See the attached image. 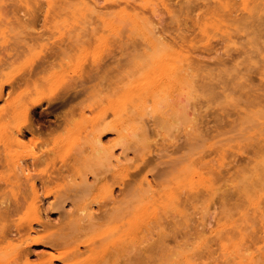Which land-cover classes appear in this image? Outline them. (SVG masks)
<instances>
[{
	"label": "rangeland",
	"instance_id": "obj_1",
	"mask_svg": "<svg viewBox=\"0 0 264 264\" xmlns=\"http://www.w3.org/2000/svg\"><path fill=\"white\" fill-rule=\"evenodd\" d=\"M241 1L53 0L50 9L47 0H0V234L17 237L16 229L30 225L36 235L63 229L95 243L91 260L117 253L113 264H252L251 257L264 264V220L251 210L257 203L264 211V130L253 131L264 127V69L255 70L264 66V0H249L250 13ZM103 5L104 22L93 12ZM149 21H161L157 30L177 49L174 59L186 50L197 66L192 93L176 90L183 84L170 89L168 78L161 97V74L144 39ZM82 81L75 94L71 86ZM240 83L249 86L242 91L248 102L234 87ZM173 159L179 168L192 161L201 175L175 171L158 187L154 175ZM83 180L90 186L82 191ZM148 182L157 201L137 216L135 243L123 242L120 222L103 211ZM83 206L95 226L77 233L91 223ZM38 247L33 264L49 252Z\"/></svg>",
	"mask_w": 264,
	"mask_h": 264
},
{
	"label": "bare ground",
	"instance_id": "obj_2",
	"mask_svg": "<svg viewBox=\"0 0 264 264\" xmlns=\"http://www.w3.org/2000/svg\"><path fill=\"white\" fill-rule=\"evenodd\" d=\"M17 1H19V2H23L24 0H17ZM26 2V1H25ZM242 2V8H243V10H245V12H249L250 13V11H251V9L249 8V0H242L241 1ZM24 3V2H23ZM131 3H134V1L133 2H131ZM47 6L50 8V9H53L54 8V3H53V0H47ZM164 7L166 8V5L164 4ZM106 9H108V6H105V5H103V7H101V9H98V10H96V11H93V12H95L96 13V16H99L100 17V19L104 22V18H103V15L106 13ZM153 8H151V10H152ZM210 10V7L208 6V8H207V11H209ZM154 13V15L156 16L157 14H159V12L157 13L155 10H152ZM159 16V15H158ZM157 17V16H156ZM261 18V17H260ZM150 22V21H149ZM159 22V21H158ZM161 22V21H160ZM158 23L157 25L159 26V24H161V23ZM147 23H148V21H147ZM136 25L137 26H139L140 24L139 23H137L136 22ZM156 24H154V22H150L149 24H147V29L149 28V30H148V32L147 33H145L144 34V39L146 40V44H148V46H149V48H150V50H151V53L149 54V55H153L155 58H156V65L158 66L157 67V70L159 69V73L161 74V76H160V78H159V80L157 81L156 80V83L155 84H157V85H155V86H158L157 87V89H159L160 90V93H161V90L163 89L164 90V88L166 89V87L168 86V78H170V81H171V79H174V80H172L171 82L169 81V84L171 83V88L170 89H173L174 90V88H175V84H177V86L178 85H182L183 84V86L185 85V87L183 88H179V86L177 87V89L176 90H178L179 91V93L181 94V93H183L184 91L186 92L187 91V94L190 92V93H192L191 92V90L194 88V83H195V80H194V78L196 77V74H195V72L194 71H196L198 68H197V66L192 62V60H191V57L190 56H188V51H186L184 48H185V46L183 45V43L185 42V41H183L182 39L183 38H180V40H181V43H180V48L181 49H179L181 52H184V50H185V52H186V54H184V55H181V53L180 52H178V53H180V55L179 56H177L178 57V60H176L177 59V57L174 59L173 58V56L176 54H172V53H174V50L173 49H175V48H173L172 46H171V44L165 39V37L164 36H162L160 33H159V31L157 30V25L155 26ZM151 26V27H150ZM220 29V28H219ZM225 29V30H224ZM223 29V34L225 35V37L226 38H228L229 40L231 39V38H229V36H231L230 34L231 33H229V31L228 30H226V28H224ZM157 30V31H156ZM202 30V29H201ZM218 30V29H217ZM221 30H219V32H220ZM203 32H204V29H203ZM222 32H220V34H222ZM205 33V32H204ZM222 34V35H223ZM77 35V34H76ZM225 37H224V39H225ZM75 38H76V40H74L75 42L77 41V43H80V42H82L81 41V38L80 37H78V36H75ZM88 38V37H87ZM90 38H88L87 40H89ZM227 39V40H228ZM87 40H83V42H87ZM16 47V46H15ZM14 49V48H13ZM177 51V49H175V52ZM177 53V54H178ZM171 54H172V57H171ZM181 56V58H179ZM172 58V59H171ZM171 60V61H170ZM177 61V62H174V61ZM173 61V62H172ZM3 61L0 59V63H2ZM238 64V63H237ZM236 64V65H237ZM38 68L39 67H43V64L41 63V64H38V66H37ZM250 68H251V66H250ZM251 69H253V68H251ZM251 69H248V66H247V68H246V72H252L251 71ZM264 69V66H262V67H258L257 69H255L257 72L259 71V72H261L262 70ZM240 72V71H239ZM262 74V73H261ZM245 77V75H241L239 78H238V80L239 79H243ZM158 79V78H157ZM164 79H166L167 80V83L164 81ZM250 79V78H249ZM174 81V82H173ZM245 81H247V78L245 79ZM83 81L81 82V83H79V84H75L74 86H71V87H73V89L75 90V94H78V90H77V88H78V86L79 87H82L83 86ZM167 85V86H166ZM172 86H174V88H172ZM186 86H187V88H186ZM236 86H238L239 87V90H240V93H239V90H238V93L240 94V96H242L243 97V99L246 101V102H248L249 100V96H248V92L246 91V92H242V91H244L245 89H247L249 86L248 85H245L244 83H240V84H235L234 85V87H236ZM168 87H170V85L168 86ZM161 88V89H160ZM186 88V89H185ZM190 88H192V89H190ZM180 89V90H179ZM181 89H183V90H181ZM187 89H190V90H187ZM238 89V88H237ZM159 90H154V91H156L155 92V94L158 92V94L157 95H159V96H161V94H159ZM163 90H162V92H163ZM173 90L170 92V90H169V92L170 93H172L173 92ZM154 91L152 92L153 94H154ZM175 91V90H174ZM181 91H183V92H181ZM193 91V90H192ZM197 91V90H196ZM185 92L183 93V94H185ZM233 92H235V91H233ZM164 93V92H163ZM166 93V92H165ZM170 93H167L168 95L170 94ZM238 94V95H239ZM163 95L164 94H162V98H163ZM2 96V94H1V91H0V97ZM151 96H153V95H151ZM165 96V95H164ZM240 96H238V98L240 97ZM245 96V97H244ZM227 97V96H226ZM258 97V96H257ZM256 98V97H255ZM243 102V101H242ZM241 102V103H242ZM240 103V104H241ZM244 103V102H243ZM34 104H36V103H34ZM154 109H156V108H154ZM157 110V109H156ZM156 110H152L153 112L155 111L156 112ZM158 111V110H157ZM260 125V127H257L256 126V129H254L253 131H254V133H255V130H257V128L259 129L258 131H259V133H260V131L261 130H264V127L261 125V124H259ZM262 127H263V129H262ZM261 129V130H260ZM198 130V129H197ZM196 130V131H197ZM248 131H250V130H248ZM248 131L246 132V134L248 135L249 134V136L250 137H253L254 136V133L252 132L251 134L253 135V136H251V134L250 133H248ZM258 131L256 132V133H258ZM198 132H199V130H198ZM218 133L220 132V131H217ZM251 132V131H250ZM196 133V132H195ZM194 133V134H195ZM217 133V134H218ZM256 133H255V135H256ZM258 133V135L260 136L261 134H262V131H261V133L259 134ZM192 135L191 134V139L192 140H195V139H197L196 137H199V136H197L198 135V133L196 134V135ZM200 134H202V133H200ZM193 136V137H192ZM244 137H245V135H243ZM249 136H246V138L249 140L250 139V137ZM255 137V136H254ZM257 137V136H256ZM244 139V138H243ZM247 139H245V140H247ZM120 158V157H119ZM119 158H114L115 159V161L118 163V162H120V160H121V158L119 159ZM181 162L182 161H180V160H178V159H173V160H170V161H168V162H166L165 163V169L164 170H161V171H158L155 175H154V177L156 178V180H157V183L156 184H158V187H160L161 185H162V183L165 181V178L168 176V175H170V174H172V173H174L175 171L176 172H178V171H181V170H186V169H189L195 176H200L201 174H200V172H198V170H196V168H194V166H193V162L191 161L190 162V166L191 167H181V168H179V164H181ZM24 171V170H23ZM255 176L254 177H256L257 178V181H258V183H259V180H260V177L258 176V174H254ZM154 178V179H155ZM252 182H253V180H251ZM250 181V182H251ZM255 181V180H254ZM256 181V182H257ZM208 182H210V181H208ZM81 184V186H79V190H82L83 188H81L82 186H84L85 187V189L87 188H89V184L85 181V180H83L82 182H80ZM121 184H122V182H121ZM247 184V183H246ZM252 186L254 185V182H253V184H251ZM119 186H121L120 185V183H119ZM204 186V185H203ZM245 186H248V184L247 185H245ZM242 187V188H244L245 190L246 189H248L249 190V188L247 187ZM194 187V186H193ZM250 187V186H249ZM129 188V187H128ZM131 188V187H130ZM205 188L207 189V190H212V188H213V186H212V184H208V186H205ZM132 189V188H131ZM142 190H138L139 192H132V195L131 194H129V196L128 197H126V195H123L122 197L124 198V200H122V201H124V202H122L121 201V203L120 202H118L116 199L115 200H111L110 202H112V207H111V209H110V211H107L106 209H105V211H103V217H105V216H108V218L107 219H109V217L110 218H113L114 220L116 219V220H118L119 222H120V224H121V227L119 228V230H118V233L116 234V235H118V239H120L121 237H122V240H123V237L125 236V237H128V240H129V237H130V239H131V236H136L137 235V229H138V226H137V224H136V222H137V216L139 215V213L141 212V211H143V212H145V210L147 209V207L148 206H151V205H153V204H155L156 203V201H157V199H156V197L154 196V194H151L154 190H155V188L154 187H152L151 186V184L148 182L147 183V186L146 187H144V189L143 188H141ZM190 189H193V188H190ZM129 190V189H128ZM128 190L126 191V193H127V195H128ZM132 190H134V189H132ZM214 190V189H213ZM77 191V190H76ZM83 191V190H82ZM123 191V190H122ZM247 191V190H246ZM33 192H34V194L36 195V189L34 188V190H33ZM207 192V191H206ZM213 192V191H212ZM78 193V192H77ZM119 193V192H118ZM123 194H124V192H122ZM130 193V192H129ZM198 193V192H197ZM208 193V192H207ZM244 193H246V192H244ZM75 194H76V192H75ZM112 194V193H111ZM142 194V195H141ZM209 194V193H208ZM213 194L214 193H212L211 194V196H213ZM243 194V193H242ZM74 195V194H73ZM131 195V196H130ZM63 196H65V195H63ZM63 196H59V197H61V198H63ZM111 196V195H110ZM109 196V197H110ZM244 196V198H245V196H248L247 195V193H246V195H242L241 197H243ZM35 197V196H34ZM37 197V196H36ZM72 197V196H71ZM77 197V196H76ZM131 197V198H130ZM138 197V198H137ZM61 198H58V199H60V202H61ZM65 201L67 200V196H65ZM69 198H70V196H69ZM68 198V199H69ZM110 198H113L112 196L110 197ZM122 198V199H123ZM130 198V200H128V201H126L127 199H129ZM173 196H171V200L173 201L174 199H176V198H174ZM247 198V197H246ZM245 198V200L247 201V199ZM37 199H39V198H37ZM120 199V198H119ZM118 199V200H119ZM126 199V200H125ZM139 201H143V202H145L143 205H145L144 207H142L141 209L137 206L138 205V200ZM249 202L251 201L250 200V196H249ZM259 200V199H258ZM258 200H256V201H258ZM33 201H35V198H33ZM64 200L62 199V202H63ZM120 201V200H119ZM138 201V202H137ZM58 202H59V200H58ZM57 202V204H59ZM61 202V203H62ZM109 202V203H110ZM120 205H119V204ZM135 203H137V204H135ZM254 203V202H253ZM252 203V201L250 202V205L251 204H253ZM249 204V203H248ZM259 204L260 205H264V204H261L260 203V201H259ZM19 205H20V202L19 201H16V203H15V205L12 207V210L13 211H16L18 208H19ZM102 205V204H101ZM105 205L106 204H104V206L102 205V207L104 208L105 207ZM39 206H41V205H39ZM254 206H255V208H251V210L253 211L254 210V214L256 213L255 212V210L257 211H259V212H257L256 213V215L258 216L259 215V217H258V219H260V220H264V211L262 210H260L261 208L259 207V206H257V203H255L254 204ZM42 207V206H41ZM251 207H253V205L251 206ZM264 207V206H263ZM88 208V207H87ZM109 208V207H108ZM172 208L177 212H180L178 209H177V207H173L172 206ZM7 209H9L8 207H7ZM36 209V208H35ZM40 209V208H39ZM47 209H49V208H47ZM46 208H45V210H44V214L46 215V213L45 212H47L48 210H47ZM89 209L90 208H88V211H87V209L86 208H84V206L79 210L80 212H85L86 211V214H85V218H87V220H89V221H91V223H89V225H87L86 227L85 226H82V225H78V227H77V233H81V232H83V233H85L87 230H88V228H90L91 226H95V224H93V222L95 221V218H94V216L92 215V213L91 212H89ZM166 208H164V210H165ZM91 210V209H90ZM100 210V209H99ZM42 211H43V209H42ZM92 211V210H91ZM4 212V211H3ZM5 212H7V210L5 211ZM39 212H40V210H39ZM48 213V212H47ZM259 213V214H258ZM5 213H3V215H4ZM101 214H102V210H101ZM41 215H42V212H41ZM44 215V216H45ZM48 215V214H47ZM46 215V217H48ZM96 215V214H95ZM36 216V214H34V217ZM257 216H255L256 218H257ZM255 217H253V218H255ZM97 218V217H96ZM100 218V217H99ZM98 218V219H99ZM157 220H158V218L157 217H155ZM255 218V219H256ZM38 219H41V216H40V214L38 213ZM47 219V218H46ZM97 219V220H98ZM155 219V220H156ZM259 220V221H260ZM37 221V220H36ZM39 222V223H38ZM37 223H38V225L41 227H43V223L41 222V221H38ZM48 222V221H47ZM264 223V222H263ZM262 223V225L264 226V224ZM261 225V226H262ZM41 227V228H42ZM44 228H47L46 226H44ZM43 228V229H44ZM263 228V227H262ZM58 229L59 228H57V230L55 229V230H53L51 233H47V234H43V235H39V234H37L36 235V229L34 230L33 229V226H31L30 225V227H29V229H27V231L26 232H24V233H22V231L20 230V229H16V234H17V237H15V235H13V237L12 238H10V237H8V236H4V235H1L0 234V264H33V263H31L30 262V258H32V257H35L36 256V253H34V249H36V248H39L38 246H41V245H43L45 248H47L48 250H49V252L48 253H45V252H41V255L43 256V259L39 262V263H37V264H54V262H59L60 264H108V263H111V264H113L112 262L114 261L115 262V259H116V257H117V253L115 254V256L114 255H110V253L108 252V254L107 255H105L104 257H101V256H103V255H101L100 257L101 258H99V259H97V260H91V258L87 255L88 254V252H90L91 250H92V248H94L93 247V245H95V243L94 244H92L91 242L89 243L88 242V240L87 239H85V240H82V239H80V236L78 237V236H76V235H74V234H71V233H69V234H66V233H64L63 232V229H61V232H58ZM59 231H60V229H59ZM139 235H140V233H138ZM141 234H142V232H141ZM78 235H81V234H78ZM142 236H143V234L141 235V236H139V237H141L140 239L142 240L143 238H142ZM138 237V238H139ZM260 237V236H259ZM115 239H116V236L114 237ZM133 238V237H132ZM136 238H137V236H136ZM113 240V242L111 241V243L113 244H111L110 246H111V249L110 250H114L115 252H117V251H119V246L118 245H120L121 246V243H118L116 240ZM122 240H120V241H122ZM125 240H127V238H125ZM116 241V242H115ZM130 241V240H129ZM134 241V239L132 240V241H130V242H133ZM123 242H124V240H123ZM133 243H135V242H133ZM138 243H140L139 241H138ZM110 244V243H109ZM32 245V246H31ZM122 245H124V244H122ZM236 245H234V247H235ZM7 247H11V248H13V251L11 252V253H8V252H6V250L5 249H7ZM236 248H237V246H236ZM122 249V248H121ZM123 250V249H122ZM261 254H263V253H261ZM109 256H110V258H109ZM124 257V256H123ZM132 258H134L133 257V255L131 256ZM131 257H129V259L131 258ZM98 258V257H97ZM112 258H114V260L112 261ZM135 259V258H134ZM134 259H133V261L132 260H130V261H127V262H129L128 264H134V262L136 261V259H135V261H134ZM253 258L251 257V258H249L248 259V261H250V262H252V264H253V260H252ZM257 259H258V257H257ZM128 260V259H127ZM93 261V262H92ZM262 261V263H264L263 261H264V259L263 260H261ZM258 262V261H257ZM256 262V259H255V262H254V264H256L257 263ZM137 263V262H136Z\"/></svg>",
	"mask_w": 264,
	"mask_h": 264
}]
</instances>
